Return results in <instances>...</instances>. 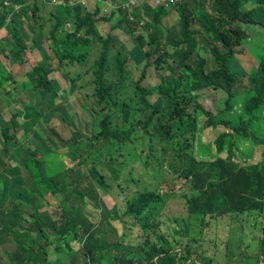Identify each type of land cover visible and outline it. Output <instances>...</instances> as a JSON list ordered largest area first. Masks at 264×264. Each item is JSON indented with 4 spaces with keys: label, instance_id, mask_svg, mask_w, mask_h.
<instances>
[{
    "label": "trees",
    "instance_id": "obj_1",
    "mask_svg": "<svg viewBox=\"0 0 264 264\" xmlns=\"http://www.w3.org/2000/svg\"><path fill=\"white\" fill-rule=\"evenodd\" d=\"M103 1L96 0L91 13L76 3L45 18L37 0H0V29L7 34L0 39V56L19 65L26 49L39 56L25 80L9 91L3 86L12 78L0 60V92L21 105L8 120L0 113V244L14 245L9 264H259L264 257V223L258 222L264 215V167L239 168L233 161L237 140L264 145V40L248 60L237 53L241 46L248 49L243 25L264 28V0L146 6L148 22L137 35L126 10L98 18ZM173 12L178 26L166 22ZM115 14L120 19L110 29L133 36L131 48L99 34V22L111 23ZM53 60L68 79V66H80L68 90L50 77ZM150 67L164 75L154 87H145L142 79ZM134 71L142 74L141 80L133 78ZM241 78L246 83L239 90ZM75 92L93 100L91 135L76 131L71 141L60 139L77 162L68 167L55 151L57 134L49 123L53 117L68 121V102L57 99ZM211 92L227 95L213 110L201 104ZM153 95L157 98L151 102ZM222 126L232 133L220 135L210 153L212 145L201 134ZM132 135L149 140L148 158L133 145ZM156 144L159 154L153 151ZM93 153L95 163L89 161ZM169 155V167L190 182L191 193L186 200L182 196L189 216L168 224L164 232L159 230L162 212L165 217L167 206L181 197L174 189L161 192L142 181L129 161L144 164L147 174L162 170V158ZM104 160L110 176L97 169ZM121 183L137 190L127 195L124 207L108 209L102 195L113 196L117 188L126 193ZM48 195L59 201L58 219L44 210ZM96 214L98 223L92 220ZM228 214L241 223L255 221L228 233L224 244L231 256L206 263L207 256L192 246L198 242L194 232L203 231L208 216ZM114 222L142 230L145 238L133 243L130 233L124 229L119 234ZM184 238L188 244L178 256ZM254 242L257 252L252 255L247 248ZM77 245L90 250L88 259L71 252Z\"/></svg>",
    "mask_w": 264,
    "mask_h": 264
},
{
    "label": "rangeland",
    "instance_id": "obj_2",
    "mask_svg": "<svg viewBox=\"0 0 264 264\" xmlns=\"http://www.w3.org/2000/svg\"><path fill=\"white\" fill-rule=\"evenodd\" d=\"M73 1V0H72ZM71 1V2H72ZM57 0H49L48 2L44 3L47 7V9L51 7H56L57 8ZM81 2V1H80ZM248 7H250L248 5ZM65 14V13H64ZM66 15V14H65ZM67 16V15H66ZM104 17H109V16H104ZM166 22L169 23L170 25H175L178 26L179 24V19L177 14L172 13L167 19ZM264 22V20H263ZM109 24L103 23L101 26V33L106 36L108 33L110 34L111 29L109 30ZM243 29L247 32L249 39L245 42L246 47H239L237 48V53L239 57L243 60H248L250 59V53L254 54L258 44L260 41L264 40V28L259 27L257 25H252V24H246L242 26ZM7 35V34H6ZM121 36L124 40V42L127 44L128 48H131L132 45H134V38L133 36L129 35V37ZM28 44H30L28 42ZM43 46L46 48V43H43ZM249 50V51H248ZM250 52V53H249ZM237 55V54H236ZM8 56V55H7ZM9 58V57H8ZM4 57L3 55L0 56V60L2 61L3 64L7 66V68H10L9 70V75L12 78V82H7L3 88H5V91H9L12 86L15 83H21L22 81L25 80V72L29 71L31 69V66L34 65L36 62L38 55L36 53V50H25V54L23 57L24 63L19 65L16 62H12L11 59H8ZM210 59V57H207ZM52 66H53V73L50 74V77H52L54 80L55 78H58L63 85H66V89L68 90L71 86L70 84V78H77V74H79L80 71V66L75 65V66H68V74H69V79L64 78V71L63 70H57V61L53 60L52 61ZM214 68L213 62L210 64L209 69ZM88 74H92L91 71L88 69L87 70ZM164 75V71L159 72L157 74L156 70L153 67H150L146 71L145 77L142 79V74L139 71H134V79L136 81H139L142 79V83L145 87H154L155 85L158 84L160 77ZM67 79V80H65ZM244 81L246 83V79L244 80L241 78L239 80V83L237 84V88L240 90L241 89V83ZM43 84V83H42ZM49 88V86L47 85ZM61 95V94H59ZM227 95L224 92H211L209 94H204V98L202 100V105L204 106L205 109H210L213 110L215 109V106L217 102L221 98H226ZM157 98L156 95L150 96L149 100L151 102L155 101ZM16 100H19V97L15 96ZM58 100V103L60 101H67L69 105V110H68V116L69 119L67 122H63L61 119L58 117H53L49 123V126L54 130V132L57 134V136L53 137V141L55 142L56 146L55 151L61 155L64 158L65 163L67 164L68 167H72L74 163L69 159L67 156L68 149L63 147L61 144L60 139L63 140H71L73 138L74 132L76 130H80L83 132L85 136L90 135V128L88 125L90 124V107L93 105V100H84L81 97L80 92H75L73 95L67 97V98H62L60 97ZM21 105L19 101H14L10 96L5 95L4 92H0V113L2 117L5 120H8L14 110H20ZM202 117V116H201ZM75 123L76 126L73 125ZM222 128V127H220ZM153 132V131H152ZM20 135V133L18 134ZM219 130L217 128L215 131H210L209 129H204L202 134H201V139L203 142L206 143H213L215 139L219 136ZM132 139L134 140L133 145L138 149V151L141 152L143 158H148V145H149V140L147 138H140L138 135H132ZM154 154H159L160 151V146L158 144L155 145L154 147ZM170 159V155L167 157H163V169L161 170L159 167L155 168V171L148 172L146 174V168L145 165L140 163L139 161H129V165L133 168L136 169V174L140 176L141 180L146 182L147 184L151 185L152 187H158L161 192L168 191L170 189H174L178 195L181 197L175 201V205L170 204L171 206L166 208L165 211V223L162 225L161 230L164 232L168 231V221H167V216L169 215L170 217L173 215V212L175 211V216L176 219L180 220L182 219L185 215L183 213V205H184V199L182 196L187 190V186L185 183V179H180L179 178V173L175 172L172 167L170 168L168 165V160ZM99 169L102 170L103 173L107 174L110 176L109 170L104 167V166H99ZM82 170L84 172H87V169L85 167H82ZM155 175V176H154ZM160 181V183H158ZM122 188H125L126 193H123V190L120 188H117L112 191L113 196H108V195H102V201L105 203L106 207L108 209H111L114 205L118 204L120 207H124V203L126 201L127 195L131 193V191L137 190L136 187L133 188H126L123 183H121ZM45 203L46 207L44 210H47L49 214H51L54 218H59L60 217V212H59V201L53 197L52 195H48L45 198ZM5 203L4 205H6ZM92 220L95 223H98L100 220V215L96 214ZM169 220V219H168ZM114 225L118 228L119 234L123 232L124 229H126L129 233L130 236L128 238H131V240H134L135 242L133 243H140L142 241V233L140 230L136 227H130V228H125L124 225H121L119 222H114ZM209 231L212 232L216 238L219 239V241H225L228 238H225L223 235L226 233V231H223L219 228L218 225L215 227L210 226ZM73 245H76L73 243ZM7 247H10V243L6 245ZM12 249H14V246H12ZM251 251L252 255H254L257 252V244L256 242L250 244V246L247 248ZM71 252H75L79 254L80 256H83L88 259V255L90 253V250L85 248L83 245H77L72 247ZM204 260L206 263L210 261L209 257H204ZM61 264V263H57ZM259 264H264V257L261 258L259 261Z\"/></svg>",
    "mask_w": 264,
    "mask_h": 264
},
{
    "label": "clouds",
    "instance_id": "obj_3",
    "mask_svg": "<svg viewBox=\"0 0 264 264\" xmlns=\"http://www.w3.org/2000/svg\"><path fill=\"white\" fill-rule=\"evenodd\" d=\"M93 2H94V5H93ZM93 2L92 1L90 2L88 0H82L81 2H80V0H76L73 3H67L66 2V3H62L64 5V7L60 8V10L63 9V8H66L65 5H74V4L77 3V4H80L81 5V9L82 10H84L85 12H90L91 13V12L94 11L95 6H96V0H94ZM4 4L5 5H8L7 2H5ZM146 6L150 7V5L148 3H146V2H144V1L141 2L140 4L136 5V6H132L130 4L129 0H119V1H117V0H105V1L102 2V8H101V11L99 12V14H98L97 17L98 18H101V17H104V16L111 17L113 13H119V9L120 8L123 9V10H126L127 11V19L132 24V27L135 29V35H137L138 31H141L142 30V27L148 22V18L146 17V15L144 13V8ZM68 7H71V6H68ZM171 8H165V9H171ZM152 9H155V8H152ZM55 11H57V10H55ZM137 15H139V17H137ZM119 19H120V15L119 14H115L114 15V19H113V21L110 24L111 25H115ZM6 20H8V16L6 17ZM103 23L109 24V23H107L105 21H101L98 24L99 31H100L99 34L103 38H107L108 36H113L114 38L117 39L116 44L118 46H120V47H124V45L127 46V44L123 40H121L119 38V36L117 34H115V32H110V34L108 33L106 36H104L101 33V26H102ZM141 23H143V24L141 25ZM111 25H109V29H110ZM244 32H246V31H244ZM46 48H47V46H46ZM59 70H63V69H59ZM63 71H64V74H65V70H63ZM73 125L76 126L75 123H73ZM218 130H219V134L220 135H222L223 133H232V130L227 129L225 126H222V128H219ZM76 131H80V130H76ZM80 132L83 133L82 131H80ZM90 135H91V132H90ZM73 137H74V135H73ZM216 139H215V141H216ZM71 140H69V141H71ZM64 141H68V140H64ZM215 141L213 143H211V145H212V148L210 149L211 152L216 148ZM62 146L65 147V148H67L68 149V152H69V148L68 147L64 146L63 144H62ZM256 148H261V149L264 150V145H256V144H253L251 141H239V140H237L236 141V148L234 149V154H235V159L233 161L234 164L236 166H238L239 168H246V167L257 166V165H261V166L264 167V151H263V155H262L261 160H259V161H255L254 160L253 155H254V152H255V149ZM68 152H67V156L69 157ZM62 159L64 161V158L63 157H62ZM69 159L72 161V159L70 157H69ZM89 161L92 162V159H90ZM203 161H206L205 158H203ZM72 162L74 163V165L72 167H74L77 164V162H74V161H72ZM99 166H104L105 167L106 166L105 165V160H104V164L97 166V169L99 171H101V169L98 168ZM184 181H185L186 186H187V190H186V192L183 195V197L185 199V196H189L190 195L191 188H190V182H188L187 180H184ZM183 213H184L185 216H189V213L188 212L183 211ZM184 217L182 219H180V220H183L184 221ZM224 218H227L228 219V221L230 223L231 230L232 229L239 228V227H242V226H245V225H249V224H251V223H253L255 221V219L252 218L247 223H241V222H238L237 220H235L229 214L228 215H224V216L219 217V218H214V219H212L210 216H208L207 217V220H206V225L203 228V231L201 232L199 230H196V232H194V236H197L198 242L192 243V246L195 249H197V251H199V253H200V250H201V253L207 254V251L206 250L210 247V245H209L210 242H214V240L208 239L209 227L211 226L212 222L213 221L220 220V219H224ZM54 219H58V218H54ZM166 219L168 221V224H170V223L175 222L176 220H178V219H176V216L175 217H173V216H171V217L170 216H167ZM160 222L161 223H160V226H159V230L161 229L162 225H164V223H165V217L163 216V212H162V216L160 217ZM258 222L264 223V215L258 219ZM176 229H178V227H175V229H173V231H175ZM140 232L142 233V238H145V235H144L143 231L140 230ZM183 241H184L183 242V246H179V248L177 250L178 256H181V255L184 254L183 250H184L185 246L188 244V240L186 238H184ZM227 241H228V239H227ZM212 248H216V249L223 248L224 250H226L228 252V250L225 247V244L224 245H220V244H216L215 243V245H213ZM5 257H6L7 263L9 264V262L11 261V259H10L9 255L6 252H5ZM195 257L196 256L194 255V258ZM210 259H212V258L210 257Z\"/></svg>",
    "mask_w": 264,
    "mask_h": 264
},
{
    "label": "crops",
    "instance_id": "obj_4",
    "mask_svg": "<svg viewBox=\"0 0 264 264\" xmlns=\"http://www.w3.org/2000/svg\"><path fill=\"white\" fill-rule=\"evenodd\" d=\"M48 1L49 0H37L38 6H39V13L41 15H43L45 18H46V15H47L48 12H54L55 10H60V8L64 7V5L62 3H66V2L67 3H73L76 0H73V1L72 0H57V2H56L57 3V5H56L57 8L56 7H51L49 9H47V7H46V5L44 3L48 2ZM80 1H82V0H80ZM88 1H90V2L92 1L93 2L94 0H88ZM93 5H94V2H93ZM115 34H117V35L120 34L122 36L128 37L126 34H123L120 31L115 32ZM5 36H6V30H5V28H1L0 29V39H4ZM119 38L121 40H123V38L121 36H119ZM46 46H47V44H46ZM29 50H34V49H29ZM36 53H37V51H36ZM37 55H38V53H37ZM38 59H39V56H38L37 60ZM37 60H36V62H37ZM35 63H34V65H35ZM5 67L7 68L6 65H5ZM7 69L10 70V68H7ZM263 151L264 150L261 149V148H256L255 149V152H254V155H253L255 161L261 160L262 155H263ZM209 152H211V150ZM91 159H92V163H95L97 161V156L93 153L91 155ZM98 165H100V164H98ZM173 217H175V215ZM216 225H218L221 230L226 231V233H224V235H223L225 238H228V233L233 230V229L231 230L230 223H229L227 218L220 219V220H217V221H213L212 224H211V226H213V227H215ZM247 226H249V225H245L244 227H247ZM174 229H175V227H174ZM208 239H212V240H214V242H210V244H209L210 247L206 250L207 254H205V253H203V254H205V255H207L208 257H211V258H220V259H227L229 256L232 255V254H229L223 248H220V249L212 248V246L215 245V243L216 244H220V245H224V243L227 240L219 241V239L216 238L215 235L212 232H210V231L208 232ZM8 243H10V242H5V243L0 244V263H3V264H8L7 260H6V257H5V252L7 254L13 252L12 246H14V245L12 243H10L11 246L7 247L6 245ZM200 253H201V250H200Z\"/></svg>",
    "mask_w": 264,
    "mask_h": 264
},
{
    "label": "built area",
    "instance_id": "obj_5",
    "mask_svg": "<svg viewBox=\"0 0 264 264\" xmlns=\"http://www.w3.org/2000/svg\"><path fill=\"white\" fill-rule=\"evenodd\" d=\"M143 1L148 3L151 8H157V7L171 8L181 3L183 0H129L132 6H136ZM142 24L143 23H141V25Z\"/></svg>",
    "mask_w": 264,
    "mask_h": 264
}]
</instances>
